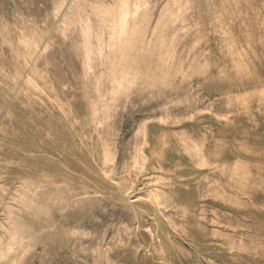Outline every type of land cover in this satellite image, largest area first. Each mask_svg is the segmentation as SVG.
I'll use <instances>...</instances> for the list:
<instances>
[{
    "label": "rangeland",
    "instance_id": "1",
    "mask_svg": "<svg viewBox=\"0 0 264 264\" xmlns=\"http://www.w3.org/2000/svg\"><path fill=\"white\" fill-rule=\"evenodd\" d=\"M0 264H264V0H0Z\"/></svg>",
    "mask_w": 264,
    "mask_h": 264
}]
</instances>
